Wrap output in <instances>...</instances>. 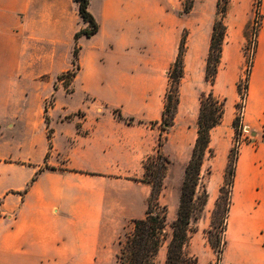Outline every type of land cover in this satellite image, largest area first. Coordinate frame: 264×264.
Segmentation results:
<instances>
[{"label": "crops", "instance_id": "crops-1", "mask_svg": "<svg viewBox=\"0 0 264 264\" xmlns=\"http://www.w3.org/2000/svg\"><path fill=\"white\" fill-rule=\"evenodd\" d=\"M252 3L229 0L224 18L226 34L228 28L235 30L237 40L226 63L222 50L213 87L222 84L228 108L239 99L237 84L245 66L240 48L255 14ZM87 10L98 30L77 39L79 69L72 86L74 93L77 83L82 101L70 110L84 109L86 119L99 106L108 115L113 109L128 114L134 95L139 96L138 107L144 103L140 91L135 93V32L140 44L150 29L198 32L194 41L206 56L216 0H192L188 13L174 0H88ZM256 16L259 25L240 116L248 129L243 137L249 132L255 136L238 148L221 264H264V0H259ZM85 26L73 0H0V140L5 128L16 126H25L35 138L33 121L39 119L45 98L59 92L53 81L72 67L74 34ZM145 73L150 76L149 69ZM151 91L156 104L159 92ZM196 105L192 98V110ZM145 106L148 114L149 103ZM49 115L46 159L47 146L37 161L0 152V264H112L118 219L111 196L129 201V186L119 176L141 168V139L127 136L133 128L106 115L72 121V130L60 142ZM153 118L159 113L153 112ZM232 119L228 115L227 123ZM77 123L87 130L85 135L76 133ZM184 134L191 141L196 137L192 128ZM182 173L172 180L177 202Z\"/></svg>", "mask_w": 264, "mask_h": 264}, {"label": "rangeland", "instance_id": "rangeland-1", "mask_svg": "<svg viewBox=\"0 0 264 264\" xmlns=\"http://www.w3.org/2000/svg\"><path fill=\"white\" fill-rule=\"evenodd\" d=\"M174 2L181 5L182 13H184L183 9L191 6L192 0H174ZM255 2L256 0H253L252 3V10L254 12ZM222 4L223 2H221V5ZM258 25L259 18L254 14L249 27L243 31L245 39L240 48L245 65L243 73L253 53L255 33ZM183 34H185V52L183 57L184 75L179 86V104L174 117L173 126L167 131L161 132L159 123L160 113L163 109V94L167 84L166 72L175 59L179 40ZM236 34L235 30L228 28L222 44V50H224V63L229 61L232 57V48L235 40H237ZM196 35H199V33L190 32L184 28L164 30L161 32L150 29L148 39L144 38L142 44H140L136 40L138 33L135 32V43L132 47L135 64V93L140 91V97L144 99V103L138 107L137 99L139 96L134 95V101L129 108L130 112L128 114L123 115L120 109H113L108 115L101 106L91 113L92 117L90 114L87 115V119L84 117L87 114L84 109L77 108L70 112V110L80 105L82 95L78 90L77 83L75 85V92L73 93V79L67 84L64 83V80H57L59 74L53 81L54 89L59 90V92L56 96L53 93L45 98L43 110L39 115V119L33 121L34 126H32V129L35 138L31 140V136H29L25 126L5 128V133L0 140V152L7 153L10 151L12 155H18L24 159L28 158L31 161L39 160L43 147L45 146L46 148L47 146V126L45 125V121L49 122V114H52V123L56 131V139L60 142H62L65 132L68 133L72 130V125L70 123L72 121L77 122L78 119L93 120L101 118L102 116L106 117L107 115L106 118L112 122H119V124L131 126L133 130L129 132L127 136L141 139L140 150L143 154L142 161L147 156L154 153L160 134L162 141L160 150L161 153L169 159V164L163 181V189L160 192L158 201L160 205H165L167 208V224L169 225L175 218L178 205L176 194L173 191L172 180L178 179L179 175L182 173L183 167L189 159L190 150L194 142V140L191 141L186 137L184 130L187 128L195 130L199 93L207 92L211 89L215 97L225 100L224 115L221 123L210 132L209 147L212 154L205 157L201 168L203 181L206 184L208 192V199L203 211L198 214L197 218L190 224V232L188 234V241L185 245V251L196 257L198 264H213L215 262V254L208 245L207 232L209 233L210 239L219 246L222 238L221 227L229 200L230 186L228 184L226 185L225 192L218 203H216V198L218 197V189L223 183V171L227 163V155L229 150L235 147V142L237 140H240V146L247 141V138L251 137V132L243 137L247 132H245L243 127L241 135L235 141V131L231 127V123H227L226 120L227 116L230 114L231 116L233 114L234 118L236 110L234 107H227L226 98L222 95L224 87L220 82L216 83V89H214L213 86L210 87L205 82L203 66H205L206 56L202 58L201 46L195 44L194 38ZM87 46L88 43H85V47ZM101 63L104 67L108 64L105 59H103ZM147 69L150 70V76L145 75ZM153 88H157L159 92V102L156 104L151 102L150 98V93ZM46 92L47 91L44 90L42 93L44 94ZM192 98L196 99L197 105L195 110H192L191 107ZM55 99L57 101L56 103ZM147 103H149L148 114H146L145 106ZM236 103L242 106V101L239 99ZM54 106H56V108L53 111ZM65 109L67 111H65ZM113 111L114 114L112 113ZM155 111L159 113V118L157 119L153 118V112ZM117 114L122 117V120L116 118ZM150 122H154V124L151 126ZM75 131L81 135L87 133V130L80 128V124L78 123L75 124ZM239 146L235 147L237 151ZM143 177L142 167L139 169L138 173L135 171L121 174L119 178L129 186L126 190L129 201L124 203L121 201V197L117 195L111 196L114 203V214L118 219V228L115 232V241L113 245L114 254L112 264H118L115 260V254L118 250V245L116 243L118 238H124V234L131 228L133 219H136L137 216L140 218L144 216L149 186L141 182H136V180H142ZM169 230L170 228L167 226V231ZM229 248L232 249V245L229 244ZM164 253V248H160L155 264H162Z\"/></svg>", "mask_w": 264, "mask_h": 264}, {"label": "trees", "instance_id": "trees-1", "mask_svg": "<svg viewBox=\"0 0 264 264\" xmlns=\"http://www.w3.org/2000/svg\"><path fill=\"white\" fill-rule=\"evenodd\" d=\"M228 1L229 0H216V12L211 27L204 66V80L210 87L213 86L220 65L222 44L226 34L224 18L227 12ZM73 2L76 3L78 14L86 23V26L74 34V46L71 60L72 68L61 73L57 77L59 81L64 80L65 84L75 77L79 69L77 63L80 49L77 44L78 37L84 36L89 38L96 34L98 30L94 18L87 10L88 0H73ZM221 2H223L222 5ZM191 6L184 8L183 12L188 13ZM184 52L185 34L181 35L175 59L166 72L167 84L163 94V109L160 113L159 123L161 132L167 131L174 123V117L179 104V86L184 75ZM251 64L252 56L246 66L249 71ZM237 92L239 100L241 101L242 96L240 95V87L238 84ZM224 102V99L215 97L211 89L207 92H201L198 96V112L195 121L196 137L190 150L189 159L183 167V177L179 188L175 218L169 225L167 224V208L165 205H160L158 201L160 192L163 189V181L169 164V159L161 153L160 147L162 146V141L159 134L154 153L147 156L141 162L144 177L142 180H136V182H141L149 186L144 216L142 218L133 219L131 228L124 234V238H118L116 242L118 250L115 254V260L118 264H155L158 252L162 247L165 250L162 264H198L196 257L186 253L185 245L188 241L191 222L203 211L207 203L208 192L206 184L203 181L201 168L205 157L212 154L209 147L210 132L222 121L224 115ZM243 106L244 103L242 106H240L239 103L234 105L236 113L231 122V127L235 131V141L239 138L243 129V125L240 121ZM112 113L114 114V111ZM116 118L122 120V117L118 114ZM153 124L154 122H150L151 126ZM45 125L47 126V152L44 159H46L48 151L51 149V129L49 128V122L45 121ZM261 138L264 142V128L261 131ZM237 153L238 151L235 147L229 150L227 163L223 171V183L218 189L216 203L220 201L227 184L230 186L231 190ZM43 168L48 167L44 166ZM48 169L54 170L53 168ZM40 172L41 169L35 173L29 183H31ZM25 191L26 188L23 192ZM228 205L229 200L221 227L222 238L219 246L210 239L209 233L207 232L208 245L215 254V262L213 264H221L222 254L226 246L224 231L226 228ZM167 226L170 228L169 231H167Z\"/></svg>", "mask_w": 264, "mask_h": 264}, {"label": "built area", "instance_id": "built-area-1", "mask_svg": "<svg viewBox=\"0 0 264 264\" xmlns=\"http://www.w3.org/2000/svg\"><path fill=\"white\" fill-rule=\"evenodd\" d=\"M258 6H259V0H256V2H255V16H256V12H257ZM248 73H249V69L245 68V72L241 75V77H240V79L238 81V85L240 87V95L242 96V100H241L242 104L245 101L246 92H247L246 86H247L248 76H249ZM239 144H240V140H237L235 142V147H238Z\"/></svg>", "mask_w": 264, "mask_h": 264}, {"label": "water", "instance_id": "water-1", "mask_svg": "<svg viewBox=\"0 0 264 264\" xmlns=\"http://www.w3.org/2000/svg\"><path fill=\"white\" fill-rule=\"evenodd\" d=\"M244 130H245V131H248V129H247V128H244ZM250 136H251V137H254V136H255V134H254L253 132H251V133H250Z\"/></svg>", "mask_w": 264, "mask_h": 264}]
</instances>
